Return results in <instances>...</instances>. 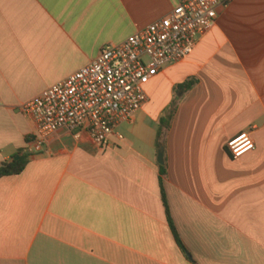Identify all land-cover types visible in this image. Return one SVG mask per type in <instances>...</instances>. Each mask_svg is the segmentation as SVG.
Returning a JSON list of instances; mask_svg holds the SVG:
<instances>
[{"label":"crops","instance_id":"crops-1","mask_svg":"<svg viewBox=\"0 0 264 264\" xmlns=\"http://www.w3.org/2000/svg\"><path fill=\"white\" fill-rule=\"evenodd\" d=\"M177 0H0V264H264V0H229L191 56L146 86L105 146L54 134L34 153L21 108ZM193 84L186 91L182 87ZM165 134L162 198L157 134ZM251 132L255 151L227 144ZM121 134L123 139H119Z\"/></svg>","mask_w":264,"mask_h":264},{"label":"built area","instance_id":"built-area-1","mask_svg":"<svg viewBox=\"0 0 264 264\" xmlns=\"http://www.w3.org/2000/svg\"><path fill=\"white\" fill-rule=\"evenodd\" d=\"M177 1L169 16L130 36L120 46L104 47L93 63L21 108L35 125L34 153L42 152L61 130L73 133L77 140L87 136L93 144L105 146L121 125L132 122L145 107L149 82L166 66L180 64L191 56L198 39L216 26L219 7L229 0ZM117 136L123 139L121 134ZM255 149L251 132L227 144L234 160Z\"/></svg>","mask_w":264,"mask_h":264},{"label":"trees","instance_id":"trees-1","mask_svg":"<svg viewBox=\"0 0 264 264\" xmlns=\"http://www.w3.org/2000/svg\"><path fill=\"white\" fill-rule=\"evenodd\" d=\"M192 85L193 84H188L182 87V90L186 91L190 89ZM172 119H173V114H170L167 119L161 120L160 127H159L158 134H157V149L159 150V152H161L163 149L165 134L170 129ZM28 163H29V156L27 155L16 156L15 158H13V160L10 163H5L2 165V167L0 168V179L5 178V177L21 175L26 169ZM160 171H161V188H162V178L166 176L165 165L160 166ZM162 198H163L164 206H165L166 213H167L168 223L175 235L176 241L179 244L181 250L187 254V250L184 247L183 243L181 242L177 234V231L174 227L173 221L170 217L166 195H165L163 188H162Z\"/></svg>","mask_w":264,"mask_h":264},{"label":"water","instance_id":"water-1","mask_svg":"<svg viewBox=\"0 0 264 264\" xmlns=\"http://www.w3.org/2000/svg\"><path fill=\"white\" fill-rule=\"evenodd\" d=\"M158 163H159L160 165H164V154H163V151H161V152L159 153V156H158Z\"/></svg>","mask_w":264,"mask_h":264},{"label":"rangeland","instance_id":"rangeland-1","mask_svg":"<svg viewBox=\"0 0 264 264\" xmlns=\"http://www.w3.org/2000/svg\"><path fill=\"white\" fill-rule=\"evenodd\" d=\"M144 60H145L146 63H148V59L145 58Z\"/></svg>","mask_w":264,"mask_h":264}]
</instances>
